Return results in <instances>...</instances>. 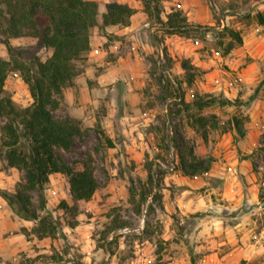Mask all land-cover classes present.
Here are the masks:
<instances>
[{"label": "rangeland", "instance_id": "374dc122", "mask_svg": "<svg viewBox=\"0 0 264 264\" xmlns=\"http://www.w3.org/2000/svg\"><path fill=\"white\" fill-rule=\"evenodd\" d=\"M164 1L162 0V4L165 12ZM200 3L208 8L209 18H201L205 24L191 23L209 25L217 30L210 31L202 39L197 28L192 27L188 33L175 36V40L184 45V50L178 49L181 57L174 59L166 52L165 61L160 63L157 57H149L147 71L154 88L147 85L145 98L140 106L154 108L155 116L152 117L154 121L147 125L148 133L152 132L154 135L153 146L147 147L142 160L137 162L131 158V152L124 143L125 137L118 132L114 135L113 146L107 145L106 136L109 137V134L102 128L101 121L111 109L116 110L119 105L115 95L112 97L110 91L107 92L97 109L95 115L97 122L90 127L83 126L81 120L76 119L87 133L82 140H76L72 152H63L64 159L69 163L82 160L87 150L92 151L95 158L99 187L90 201L79 202V210L75 217L78 224L70 227L68 220L73 218L59 205L63 200L70 205L73 204L68 178L60 173L52 174L46 189L47 207L55 220L60 222V230L53 237L38 238L33 230L35 222L25 220L26 224L19 230L12 228L10 223V226L5 228L3 237H0V248L5 250L6 246L1 242V238L5 240L16 237L9 245L18 249L10 256L0 255V264H201V258L211 251V244L205 241L203 236H199L198 229L199 223L208 212L205 210L183 213L181 200L198 197L199 194H204L206 189L219 187L221 183L215 177L201 178L199 183L191 186L188 183L174 182L171 177L181 171H168L167 167L179 163L176 146L173 143L177 126L199 156H212L214 163L220 167L234 166L236 171L232 170V174L242 178L245 192L249 191L251 182L243 179L236 160H248L250 172L255 174L256 183H259L261 207H255L257 226L250 227L251 225L247 224L246 227L253 228V232L257 234L256 237L248 238L249 240L256 241L260 237L264 228V85L260 87L254 100H251V95L264 79V26L257 18L258 12L264 14V0H200ZM172 7L178 9L176 5ZM5 8V5L0 3V9ZM181 10L185 13L183 9ZM150 21L151 24L158 25L154 20ZM224 26L238 31L242 37V43L236 44L230 52H226V46L231 38L229 36L222 38L218 33ZM161 31L151 33L158 42L163 41L164 34H167L162 28ZM4 39L5 36L0 31V58L10 60L11 56L3 42ZM11 42L15 47V54H19V58L27 63L35 57L45 60L52 52L32 36L11 38ZM162 47L165 52V46ZM185 62H188L191 68L181 70ZM84 63L85 61L79 62L82 69ZM196 63H199V66ZM171 67L174 68L175 74L171 72L169 77L164 70L172 69ZM189 74L194 75L192 82L197 81L201 89L191 90L188 86L185 91L188 101L192 102L197 94L210 92L217 96L225 95L236 100V103L214 104L202 111L174 113L170 118L172 127L168 122L169 129L165 130L163 120L166 117V109L175 101L168 100L173 92L162 91L163 83H160L159 77L169 79L177 77L183 82L187 81ZM218 79L228 81L230 84L217 87ZM236 79L239 80L236 82ZM5 89L18 105L28 106L32 103V97L21 72H9ZM224 89L229 90L230 96ZM191 114L196 117L201 114L207 116L215 114L220 121V127L214 129L209 124L207 138L204 139V128L197 122L194 123L195 127L192 126L194 119L190 117ZM55 116L57 118L67 116L64 105L55 111ZM234 116L245 122L244 137L230 128ZM3 121L4 119L0 117V123ZM101 129L106 136L102 135L99 139ZM241 141L245 148L239 146ZM96 145H99V150L95 152ZM182 149L185 150L186 146ZM161 159L166 160L167 167L160 164ZM152 164V170L156 175L161 176L160 173H164V180L160 182L158 188L150 189L148 186L149 198L142 203V210L139 213L140 197L138 195L134 199L131 198L129 186L131 180H134L140 192L148 178V166ZM20 177L21 173L17 169L8 167L7 162L0 158V188L14 191ZM166 177H169L168 180ZM203 182L208 184L203 185ZM181 187L191 188L192 193L181 194L179 190ZM153 195H161V198L155 200ZM216 203L223 207V201L217 200ZM242 207L247 209L246 204ZM245 210L242 213L239 211L240 215H234L238 218H230L229 223L239 221V216L243 215ZM0 212L5 220L16 222L21 219L2 197ZM243 222L250 220L246 218ZM117 223L121 226L115 228ZM242 236L243 234L239 235L233 230L220 234L226 243L221 244L223 242L221 240L220 244L219 242L215 244L219 247V254L226 256L222 263L264 264V239H258L260 241L257 247L249 251L250 249L247 250L248 247L244 246L240 239ZM248 239L245 241L248 242ZM207 244L209 247H203ZM238 247H244V250L240 252L241 249Z\"/></svg>", "mask_w": 264, "mask_h": 264}, {"label": "trees", "instance_id": "16d2710c", "mask_svg": "<svg viewBox=\"0 0 264 264\" xmlns=\"http://www.w3.org/2000/svg\"><path fill=\"white\" fill-rule=\"evenodd\" d=\"M141 1L149 19L154 20V23L167 34H184L192 27H196L204 39L210 31L217 30L209 25L191 23L179 8H173L166 15V19H163L162 0ZM0 3L6 7L0 9V31L5 36L3 42L11 56L10 60L0 58V117L4 119L0 123V158L7 162L8 167L15 168L21 173L15 190L0 188V197L17 216L35 222L33 230L38 238L53 237L61 225L47 207L46 189L50 176L60 173L68 178L73 204L70 205L63 200L59 205L73 218L68 220L70 227L78 224L75 217L79 210V202L90 201L99 187L92 151L87 150L82 160L73 163L67 162L63 157V152L70 153L74 150L76 140H82L87 133L86 130L79 121L68 115L57 118L55 111L64 105V89L82 72L79 62L85 61L91 50V30L96 26L101 28L108 25L126 26L130 23L134 9L126 4L109 2L106 4V12L102 15V23H99V2L95 0H0ZM257 18L264 26V14L258 12ZM218 33L222 38L226 36L231 38L227 43L226 52H230L236 44L242 43L239 32L228 26H224ZM26 35L37 38L45 48L52 50V54L45 60L35 57L29 63L20 59L19 54H15L11 38ZM182 67L187 70L191 65L185 62ZM10 71L21 72L32 97L30 105H18L7 93L5 82ZM193 78L194 75L189 74L187 83L191 84ZM163 80L165 81L164 77L160 76L161 84ZM181 83L177 77L166 78L163 83L162 91L165 93L166 90H171L173 92L171 98L175 101L167 109L163 120L165 130L169 129L167 124L169 122L171 125L170 118L174 113L202 111L214 104L236 103V100L225 95L217 96L210 92L197 94L192 102L188 101ZM262 85L264 79L251 95V100L256 98ZM190 117L194 119L193 127L197 122L204 128V139L207 138L209 124L214 129L220 127V121L215 114L210 116L201 114L198 117L191 114ZM244 123L243 119L234 116L230 128L244 137L246 134ZM174 133L176 135L173 137V143L179 158L175 169L189 177L210 171L214 158L199 156L178 126ZM102 135L106 136L101 129L99 139ZM106 142L109 147L113 146L110 137L106 136ZM183 146H186L185 150L182 149ZM98 150L99 145H96L94 151ZM161 163L167 164L164 159H161ZM152 169L153 164L148 166V178L140 192L134 180H131L129 186L131 198L134 199L138 195L140 197L139 213L142 210V203L149 198L148 186L150 189L158 188L160 182L164 180V173L158 176ZM159 198L161 195H153V199ZM120 226L118 223L115 224V228Z\"/></svg>", "mask_w": 264, "mask_h": 264}, {"label": "crops", "instance_id": "0c3cea01", "mask_svg": "<svg viewBox=\"0 0 264 264\" xmlns=\"http://www.w3.org/2000/svg\"><path fill=\"white\" fill-rule=\"evenodd\" d=\"M95 1L99 2V23H102V15L106 12V4L109 2L126 4L134 9V13L130 18V23L126 26L108 25L104 28L96 26L91 30V50L82 66V72L74 78L70 86L64 89L63 104L65 113L72 118L81 120L83 126L91 127L97 122L95 115L99 105L105 98L106 93L110 91L109 93H111L112 97L115 95L116 100L119 101V105L116 110L111 109V112L104 116L101 121L102 128L109 134L113 142H115L113 138L116 132L124 136V143L128 147L129 152H131V158L140 162L146 148L154 144L153 133H148L147 131V125L154 121L152 118L155 116L154 108L140 106L145 98L147 85L153 86L150 83L151 77H149L147 71L149 57H157L158 49L164 45L169 56L176 59L179 56L181 57L178 49L184 50V45L175 40L176 34H164V40L161 42L153 38L152 32L160 31L161 33L162 31L159 25L151 24L141 0ZM164 3L166 11L162 12L163 19H166V15L171 12L172 5L183 9L190 22L205 24L201 18H209V10L206 6H202L200 0H165ZM177 38L181 39V37ZM196 65L199 66V63H196ZM171 68V72L174 73V68ZM181 70H184L183 67ZM218 82L217 87L223 84L226 86L230 84L228 81L225 82L221 79H218ZM175 84L178 85V83ZM188 86L191 90L201 89V85L197 81L191 84H188L187 81L181 83V88L185 91ZM230 88L233 91V88ZM224 92L230 96L228 89H224ZM186 99L188 100L187 97ZM239 146L245 148L243 141H241ZM236 162L239 165V172L243 175H241L243 179L251 182L248 192H245L242 178L232 174L234 170L236 171L234 166L220 167L214 162L207 176L201 175L195 178L178 172L179 174L175 173L171 177L177 184L188 183L190 186L199 183V179L204 177L206 179L215 177L221 183V186L206 189L204 194H199L198 197L194 196L193 199L181 200V205L179 204L183 213L186 211L197 213L205 210L208 212L198 225L199 236H203L204 240L211 244V251L201 258V264H223L222 261L226 256L223 257L219 254V247L215 243L221 240H223L221 244L226 243L220 237V234L224 231L231 232L233 230L239 235L243 234L240 239L243 241L244 246L248 247L247 250L250 249L249 251L254 250L260 241L258 240L260 237L256 241L248 239L251 236H257L253 232V228L250 227L257 226L258 218L255 217L257 208L255 207H261L259 183H256L255 174L250 172L251 168L248 160L237 159ZM168 178L166 177V180ZM202 184L205 185L208 182H203ZM179 190L184 195L192 193V189L188 187H181ZM217 200L223 201V207L216 203ZM243 204L247 205L246 210L242 207ZM243 210L245 212L239 216V221H233L232 224L229 223L230 218H238L234 215H240L239 211L242 213ZM229 214L232 216L227 217ZM246 218H249L250 222H243V219ZM10 223H12V228H17L18 230L26 224L22 218L16 222L5 220L0 212V237H3V232L5 228L10 226ZM247 224L251 226L246 227ZM261 232H264V228ZM15 238L12 237L5 240L1 238V242L6 245L5 250L0 248L1 256H10L18 249L9 245ZM246 238L249 240L248 242L247 240L245 241ZM237 239H239L238 236ZM208 245H203V247L207 248L209 247ZM238 249H241V252L244 247H238Z\"/></svg>", "mask_w": 264, "mask_h": 264}, {"label": "built area", "instance_id": "2783aa9c", "mask_svg": "<svg viewBox=\"0 0 264 264\" xmlns=\"http://www.w3.org/2000/svg\"><path fill=\"white\" fill-rule=\"evenodd\" d=\"M164 53H165V52H164V48L161 46V47L158 49V52H157V58H158V62H159V63L165 61V60H164V58H165V57H164ZM164 72H165L169 77H171V69H165ZM164 79H165V81H166V78H164ZM239 79H241V78H239ZM239 79H236L235 81L237 82ZM165 81L163 80V83H165ZM236 82H235V83H236ZM168 100H172V101H174V99L171 98V97H170ZM166 111H167V109H166ZM160 163H161V162H160ZM176 164H177V163H176ZM176 164L174 163V164H172L171 167H167V164L161 163V165L167 167L168 171H172V172L176 171V169H175ZM208 174H209V171L204 172V173L199 174V175H195L194 177L197 178L198 176H201V175L207 176ZM260 238H261V239H264V232H261V233H260Z\"/></svg>", "mask_w": 264, "mask_h": 264}]
</instances>
